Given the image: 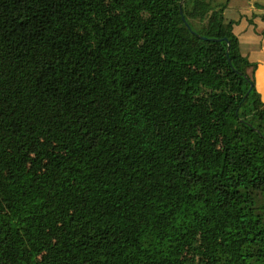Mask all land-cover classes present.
Masks as SVG:
<instances>
[{
	"label": "trees",
	"instance_id": "16d2710c",
	"mask_svg": "<svg viewBox=\"0 0 264 264\" xmlns=\"http://www.w3.org/2000/svg\"><path fill=\"white\" fill-rule=\"evenodd\" d=\"M220 1L0 0V264H264V102Z\"/></svg>",
	"mask_w": 264,
	"mask_h": 264
},
{
	"label": "crops",
	"instance_id": "0c3cea01",
	"mask_svg": "<svg viewBox=\"0 0 264 264\" xmlns=\"http://www.w3.org/2000/svg\"><path fill=\"white\" fill-rule=\"evenodd\" d=\"M246 6L240 12L241 16L228 20L233 23V32L239 40L243 55L251 63H256L255 89L264 102V8Z\"/></svg>",
	"mask_w": 264,
	"mask_h": 264
},
{
	"label": "rangeland",
	"instance_id": "374dc122",
	"mask_svg": "<svg viewBox=\"0 0 264 264\" xmlns=\"http://www.w3.org/2000/svg\"><path fill=\"white\" fill-rule=\"evenodd\" d=\"M222 2L223 0H221L219 4ZM245 3L247 4L248 7L252 6V8L254 7V9H257L260 7L264 8V0H230L229 3L227 4V7L222 12L224 18L231 19V18L239 17L240 12H242L244 6H246ZM215 10H218V8ZM206 21H207V17L202 22V24L199 22H196L195 20H192V24H194L196 27H201V26H204Z\"/></svg>",
	"mask_w": 264,
	"mask_h": 264
}]
</instances>
